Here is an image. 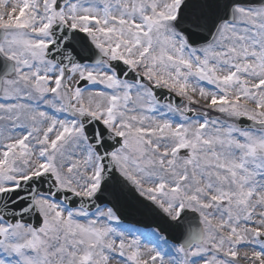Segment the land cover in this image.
Returning a JSON list of instances; mask_svg holds the SVG:
<instances>
[{
    "label": "snow or ice",
    "instance_id": "obj_1",
    "mask_svg": "<svg viewBox=\"0 0 264 264\" xmlns=\"http://www.w3.org/2000/svg\"><path fill=\"white\" fill-rule=\"evenodd\" d=\"M0 264H264V0H0Z\"/></svg>",
    "mask_w": 264,
    "mask_h": 264
},
{
    "label": "water",
    "instance_id": "obj_2",
    "mask_svg": "<svg viewBox=\"0 0 264 264\" xmlns=\"http://www.w3.org/2000/svg\"><path fill=\"white\" fill-rule=\"evenodd\" d=\"M137 219H141V217H137Z\"/></svg>",
    "mask_w": 264,
    "mask_h": 264
}]
</instances>
